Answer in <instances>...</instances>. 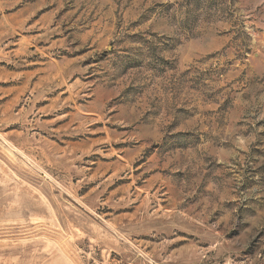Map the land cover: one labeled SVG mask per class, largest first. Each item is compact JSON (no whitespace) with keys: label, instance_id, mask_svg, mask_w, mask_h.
Here are the masks:
<instances>
[{"label":"rangeland","instance_id":"obj_1","mask_svg":"<svg viewBox=\"0 0 264 264\" xmlns=\"http://www.w3.org/2000/svg\"><path fill=\"white\" fill-rule=\"evenodd\" d=\"M0 264H264V0H0Z\"/></svg>","mask_w":264,"mask_h":264}]
</instances>
